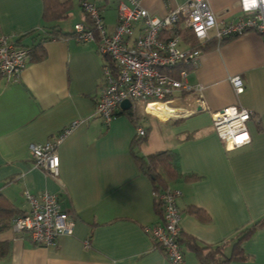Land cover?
Masks as SVG:
<instances>
[{
	"label": "crops",
	"instance_id": "1",
	"mask_svg": "<svg viewBox=\"0 0 264 264\" xmlns=\"http://www.w3.org/2000/svg\"><path fill=\"white\" fill-rule=\"evenodd\" d=\"M79 1L70 0L66 18L50 22L69 35L42 40L41 32L47 29L42 0H0V35L17 46L41 41L38 56L15 80L0 74L1 203L27 212L23 191L46 190L58 194L61 207L76 219L72 234L58 237L54 245L39 246L26 233L11 229L12 218L0 231V264H169L145 230L161 223V213L151 178L132 154L135 124L125 114L113 116L108 124L92 116L103 84L104 58L93 42L71 35L73 24L85 18ZM89 1L101 6L105 27L111 31L118 0H113L111 21L110 12L104 14L110 0ZM186 1L139 3L161 16ZM207 1L220 21L243 14L239 0ZM209 43L187 75L188 83L201 91L174 97L169 106L176 115L163 117L152 105L155 115H150L143 104L134 105L136 121L146 132L140 154H177L181 176L168 185L181 193L177 204L183 264H199L193 243L224 245L223 253L229 255L237 232L264 217V39L246 31ZM235 75L245 83L239 95L229 81ZM230 105L251 109L255 118L247 124L251 142L226 150L211 126L210 111ZM119 110L123 109L118 106ZM74 120L84 121L58 145L59 175L51 178L33 166L28 146L54 137ZM191 175L195 178H186ZM241 246L246 259L229 264H264V227Z\"/></svg>",
	"mask_w": 264,
	"mask_h": 264
},
{
	"label": "built area",
	"instance_id": "2",
	"mask_svg": "<svg viewBox=\"0 0 264 264\" xmlns=\"http://www.w3.org/2000/svg\"><path fill=\"white\" fill-rule=\"evenodd\" d=\"M118 0L114 28L105 27L101 10L95 2L80 0L79 5L87 21L73 24V36L80 42H93L101 55H106L113 68L102 67V87L95 102L93 117L108 124L113 112L123 100L131 107L143 104L152 115V104H163L169 116L176 115L169 106L182 92L201 91L200 86L187 81L188 70L197 65L202 46L254 31L264 39V0H239L242 15L235 20L220 21L207 0H188L172 8L165 15H155L140 6L139 0ZM181 30L193 33L198 47L182 46ZM30 60L29 48L17 46L0 35V74L15 80ZM181 66L180 68H178ZM236 95L245 90L239 75L229 78ZM172 109V111H169ZM155 115V114H153ZM168 116V117H169ZM211 126L226 150H233L251 142L247 124L254 120V112L240 105H230L210 111ZM84 120H74L54 137L28 146L33 166L51 178L59 175L58 145ZM136 135L144 137L142 126ZM160 209L161 223L146 227V232L166 256L169 264H183L184 254L179 244L181 211L177 204L180 191L175 188L152 191ZM28 211L11 221L14 232L26 233L34 245H54L57 238L70 235L75 216L61 207L56 193L42 191L34 194L23 191ZM87 244V241L84 242Z\"/></svg>",
	"mask_w": 264,
	"mask_h": 264
},
{
	"label": "trees",
	"instance_id": "3",
	"mask_svg": "<svg viewBox=\"0 0 264 264\" xmlns=\"http://www.w3.org/2000/svg\"><path fill=\"white\" fill-rule=\"evenodd\" d=\"M101 10V6H98ZM71 8L70 0H42V18L44 22H46V30L42 31V40L45 39H57L60 37L68 36V33H62L56 24L50 25V22L54 23L61 19H64L68 16V13ZM117 10V9H116ZM102 14V13H101ZM84 21H87L90 25L91 22L87 20L85 16ZM48 24V25H47ZM73 35V33H71ZM180 36L182 46H187L190 48L198 47V43L193 36V33L188 30H181ZM209 42H212L209 41ZM207 42L202 49L205 50V47L210 43ZM40 43L38 41L35 45L26 46L29 48L30 60L36 58L40 51ZM104 64H107L111 68H113V64L109 61L108 56L103 55ZM179 66L178 68H180ZM190 70V69H189ZM188 70V71H189ZM189 92H182L178 96H183L188 94ZM117 114H125L131 121L135 124V126H140L138 121H136L139 113L136 110V107L133 106L128 110H119L114 111L113 115ZM146 139V135L144 137H138L135 135L134 140L132 142L131 150L135 162L137 163L140 170L147 174L152 181L153 189L155 190H165L169 188L168 182L175 180L181 176L178 166H177V154L171 150H161L149 155H142L139 152L138 147L144 142ZM186 178L193 179L195 176H187ZM2 197L0 193V198ZM158 208V207H157ZM158 212L160 213V209L158 208ZM193 212L202 219H205L203 212L199 208H194ZM25 211H20L7 204L1 203L0 200V231L9 226V223L12 218L16 215H22ZM264 227V217L258 219L251 223L250 225L244 226L241 230H239L236 236L233 238L232 250L229 255L223 253V246L218 245L216 247L203 246L200 247L196 243L192 244V249L194 250L199 264H221L226 263L229 264L232 261L243 260L246 259L245 254L242 250V243L248 239L254 231ZM182 243V235L180 232L179 236V244L181 246ZM190 243V241H189Z\"/></svg>",
	"mask_w": 264,
	"mask_h": 264
},
{
	"label": "bare ground",
	"instance_id": "4",
	"mask_svg": "<svg viewBox=\"0 0 264 264\" xmlns=\"http://www.w3.org/2000/svg\"><path fill=\"white\" fill-rule=\"evenodd\" d=\"M152 106H153V109L157 112V113H159V114H161L163 117H167V116H169V114L171 113V112H168L166 109H165V105H163V104H152ZM173 107V106H172ZM169 111H172V109H170Z\"/></svg>",
	"mask_w": 264,
	"mask_h": 264
},
{
	"label": "rangeland",
	"instance_id": "5",
	"mask_svg": "<svg viewBox=\"0 0 264 264\" xmlns=\"http://www.w3.org/2000/svg\"><path fill=\"white\" fill-rule=\"evenodd\" d=\"M110 12V15L108 16V18H109V21H111L112 20V18H113V14L115 13V2L113 1V0H110V3H109V5H108V7H107V10L106 11H104V14L106 13V12ZM67 20V19H66ZM68 21V20H67ZM66 21V22H67ZM65 23V22H64ZM67 26L68 25H70V24H66ZM71 27V26H70ZM72 28H73V26H72ZM172 102V101H171ZM175 101H173V103H174Z\"/></svg>",
	"mask_w": 264,
	"mask_h": 264
},
{
	"label": "water",
	"instance_id": "6",
	"mask_svg": "<svg viewBox=\"0 0 264 264\" xmlns=\"http://www.w3.org/2000/svg\"><path fill=\"white\" fill-rule=\"evenodd\" d=\"M131 102L129 100H123L122 102H120L119 107L123 110H127L129 108H131Z\"/></svg>",
	"mask_w": 264,
	"mask_h": 264
}]
</instances>
